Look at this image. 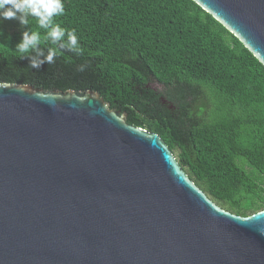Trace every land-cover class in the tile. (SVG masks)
Masks as SVG:
<instances>
[{"label": "water", "instance_id": "water-1", "mask_svg": "<svg viewBox=\"0 0 264 264\" xmlns=\"http://www.w3.org/2000/svg\"><path fill=\"white\" fill-rule=\"evenodd\" d=\"M264 66V0H194ZM0 264H264V209L222 208L95 91L0 83Z\"/></svg>", "mask_w": 264, "mask_h": 264}, {"label": "trees", "instance_id": "trees-1", "mask_svg": "<svg viewBox=\"0 0 264 264\" xmlns=\"http://www.w3.org/2000/svg\"><path fill=\"white\" fill-rule=\"evenodd\" d=\"M63 3L56 22L76 30L82 51L31 69L15 44L28 27L43 30L34 18L2 20L0 83L95 91L128 123L158 133L222 208L264 209V66L243 43L194 0Z\"/></svg>", "mask_w": 264, "mask_h": 264}, {"label": "clouds", "instance_id": "clouds-1", "mask_svg": "<svg viewBox=\"0 0 264 264\" xmlns=\"http://www.w3.org/2000/svg\"><path fill=\"white\" fill-rule=\"evenodd\" d=\"M64 13L63 0H0V21L14 19L21 26H30L34 18L38 29L43 30L42 34L28 27L21 32V38L15 44L14 50L18 56L28 58L31 69L54 63L57 56L65 51H82L76 30L56 22L55 18ZM85 67L81 64L77 70L83 71Z\"/></svg>", "mask_w": 264, "mask_h": 264}, {"label": "rangeland", "instance_id": "rangeland-1", "mask_svg": "<svg viewBox=\"0 0 264 264\" xmlns=\"http://www.w3.org/2000/svg\"><path fill=\"white\" fill-rule=\"evenodd\" d=\"M14 24L19 25L18 21L14 20ZM151 85L157 89V90H163L164 86L162 84L156 83V82H152Z\"/></svg>", "mask_w": 264, "mask_h": 264}]
</instances>
